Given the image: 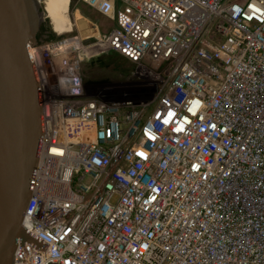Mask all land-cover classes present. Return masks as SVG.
Segmentation results:
<instances>
[{
    "label": "built area",
    "instance_id": "2783aa9c",
    "mask_svg": "<svg viewBox=\"0 0 264 264\" xmlns=\"http://www.w3.org/2000/svg\"><path fill=\"white\" fill-rule=\"evenodd\" d=\"M79 1L115 27L30 48L44 246L14 264H264V0ZM94 44L140 66L137 96L87 93Z\"/></svg>",
    "mask_w": 264,
    "mask_h": 264
},
{
    "label": "water",
    "instance_id": "95a60500",
    "mask_svg": "<svg viewBox=\"0 0 264 264\" xmlns=\"http://www.w3.org/2000/svg\"><path fill=\"white\" fill-rule=\"evenodd\" d=\"M46 18L44 0H0V264H14L19 243L44 246L23 218L44 137L30 48Z\"/></svg>",
    "mask_w": 264,
    "mask_h": 264
},
{
    "label": "rangeland",
    "instance_id": "374dc122",
    "mask_svg": "<svg viewBox=\"0 0 264 264\" xmlns=\"http://www.w3.org/2000/svg\"><path fill=\"white\" fill-rule=\"evenodd\" d=\"M76 5L74 6L75 8ZM75 8L73 12L70 10V16L71 19L73 18L74 24ZM77 19L80 20L79 14ZM51 30L53 31L52 26ZM73 32L80 34L76 25ZM55 34L58 37V34ZM49 36L50 32L48 31L42 36L40 43L47 42ZM80 69L86 91L90 95L108 92L113 96L119 97L126 95L137 96L140 88L147 81L140 66L135 65L114 51L104 49L100 44H94L89 47V53L86 56V60L81 64Z\"/></svg>",
    "mask_w": 264,
    "mask_h": 264
},
{
    "label": "trees",
    "instance_id": "16d2710c",
    "mask_svg": "<svg viewBox=\"0 0 264 264\" xmlns=\"http://www.w3.org/2000/svg\"><path fill=\"white\" fill-rule=\"evenodd\" d=\"M77 2L78 0H44L47 20L41 26L38 39L41 40L42 36L49 31L50 36L47 41L55 40L58 38L55 33L60 34L64 26H72L73 23L70 16V10L73 12V9L75 8L74 6L77 4ZM79 7L85 16L100 26L102 32L105 31V29H103L101 26V22L106 16L86 4L79 3ZM78 14L79 13H75L74 18L80 29L82 38L98 35V29L96 25L87 19L81 18V16L80 20H78L76 17ZM51 26L54 32L51 30Z\"/></svg>",
    "mask_w": 264,
    "mask_h": 264
},
{
    "label": "crops",
    "instance_id": "0c3cea01",
    "mask_svg": "<svg viewBox=\"0 0 264 264\" xmlns=\"http://www.w3.org/2000/svg\"><path fill=\"white\" fill-rule=\"evenodd\" d=\"M79 3H82V2H80V1L78 0L77 5H76V8H75L76 13H79L80 16H81V18H83V19H87V20H89L90 22H93V21H91L87 16H85V15L83 14L82 10H81L80 7H79ZM83 4H85V3H83ZM116 5L119 6V5H120V2H119V1H116ZM76 17H77V16H76ZM76 23H77V22H76ZM93 23H94V22H93ZM94 24L96 25V27H97V29H98V35H99V34L106 33V32H109L110 30H112V29L115 27V22L112 21L111 19H109L108 17H105V18L103 19V21L101 22V26L103 27V29H105L104 32L101 31V28H100V26H99L98 24H96V23H94ZM76 26H77V28L79 29V27H78L77 24H76ZM79 31H80V29H79ZM79 33H80V32H79ZM98 35H92V36L86 37L85 39H87V38H92V37L94 38V37H97Z\"/></svg>",
    "mask_w": 264,
    "mask_h": 264
},
{
    "label": "bare ground",
    "instance_id": "6f19581e",
    "mask_svg": "<svg viewBox=\"0 0 264 264\" xmlns=\"http://www.w3.org/2000/svg\"><path fill=\"white\" fill-rule=\"evenodd\" d=\"M73 19V18H72ZM72 26H64L63 28H62V30H61V33L60 34H58V35H63V34H67V33H70V32H72L73 30H74V27H75V25H76V21H75V24H74V22H73V20H72ZM80 32V31H79ZM81 35V34H80ZM82 37V36H81Z\"/></svg>",
    "mask_w": 264,
    "mask_h": 264
}]
</instances>
